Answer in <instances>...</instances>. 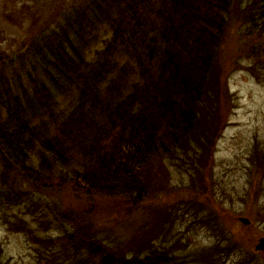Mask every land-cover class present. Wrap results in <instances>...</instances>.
Listing matches in <instances>:
<instances>
[{
  "label": "trees",
  "instance_id": "obj_1",
  "mask_svg": "<svg viewBox=\"0 0 264 264\" xmlns=\"http://www.w3.org/2000/svg\"><path fill=\"white\" fill-rule=\"evenodd\" d=\"M3 18L24 34L0 32V217L13 215L45 264H264L249 248L264 222V139L237 199L216 172L227 81L246 61L264 69V0H5ZM102 201L117 223L155 205L214 239L154 244L168 220L156 215L110 239L96 226ZM241 215L253 223L243 241L231 231Z\"/></svg>",
  "mask_w": 264,
  "mask_h": 264
},
{
  "label": "rangeland",
  "instance_id": "obj_2",
  "mask_svg": "<svg viewBox=\"0 0 264 264\" xmlns=\"http://www.w3.org/2000/svg\"><path fill=\"white\" fill-rule=\"evenodd\" d=\"M18 1L20 2L22 0H13V4ZM3 2L5 3V0H0V32H5L10 37L20 39L23 37L24 30L11 25L3 18ZM0 47H2L1 43ZM251 62V67H253L255 61ZM249 65V62H244L243 68L234 71L227 81V89L232 96L230 104L232 107L230 119L223 134L224 136L219 141L216 151V172L218 176H223L220 178L221 181L226 180L230 182V187L227 190L232 193L235 199H237L236 191L242 192L241 188H243L242 184H240L242 182L238 180L241 173L240 167L243 166L244 162L248 163L246 156H251L250 147H252L253 143L264 139V69L261 65L251 69ZM257 74L261 77L260 79H257ZM173 177L174 175L171 176V178ZM183 178L184 180L182 181V177L176 175L173 183L186 187L189 179L185 175ZM181 194L184 197L189 195L186 190H182ZM55 196L61 198L58 194ZM63 199L66 202L70 201V198L67 196H64ZM218 199L230 203V198L228 197L225 200V197L221 195V197L218 196ZM111 203L109 201H102L95 211L100 219L97 220L96 226H108L111 229L109 233L110 239L124 238L127 240L133 231L137 232L139 227H142L144 224L147 225L148 222L151 223L152 220L156 222L162 219L168 220H165L158 226L159 228H156L155 233L157 234V239L154 244H163L166 247L173 246L178 252H186L185 249H182L185 246H188L187 249L190 248V251H192L196 246H199V248L210 246L214 239L213 233L210 234L212 236L210 237L209 233H206L205 230H200L197 229V226H193L195 224L192 223L190 218L181 223L180 220L174 221V217H162L164 213L158 211L161 206L148 205L144 210L140 209L128 216H122V221L119 218L118 223L115 220L118 217L115 213L111 214L109 219L103 218L104 214L102 212L107 214L108 207ZM184 211L186 213H194L195 209L185 206L181 210V213H184ZM15 213L27 219L33 216L28 212L24 214L23 211H15ZM0 214L2 213L0 212ZM36 215H38V211H36ZM154 215H156L157 219L151 220ZM241 216L247 217L245 215ZM15 220L12 214L8 218L0 217V251L3 250L4 255L11 261V264H45V261L41 258L37 250L38 243L30 235L21 231L14 224L13 221ZM170 220L174 221V223L171 224ZM234 224L232 223L233 229ZM171 227V235H169L166 231ZM241 227L242 223L238 221L235 224V230L231 231L234 233L233 237L235 239L243 241L244 239L239 234ZM252 227L251 231L255 235V239L249 248L254 252L259 240L264 238V222H257L255 223V227ZM178 240L179 244L176 245ZM262 252V254L259 253L256 255V260H264V250ZM235 260H240V254L235 257Z\"/></svg>",
  "mask_w": 264,
  "mask_h": 264
},
{
  "label": "water",
  "instance_id": "obj_3",
  "mask_svg": "<svg viewBox=\"0 0 264 264\" xmlns=\"http://www.w3.org/2000/svg\"><path fill=\"white\" fill-rule=\"evenodd\" d=\"M239 221L245 226L251 225L252 221L248 217L241 216ZM264 250V238L259 240V243L255 246V252H260Z\"/></svg>",
  "mask_w": 264,
  "mask_h": 264
}]
</instances>
